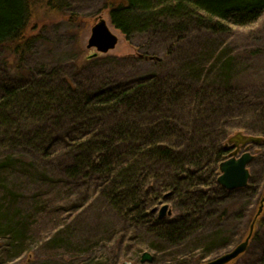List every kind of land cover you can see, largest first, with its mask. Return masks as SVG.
Segmentation results:
<instances>
[{
    "label": "trees",
    "instance_id": "16d2710c",
    "mask_svg": "<svg viewBox=\"0 0 264 264\" xmlns=\"http://www.w3.org/2000/svg\"><path fill=\"white\" fill-rule=\"evenodd\" d=\"M31 4L0 0V54L6 55L0 67L2 253H12L13 259L22 255L37 218L50 221L51 240L58 238L60 245L76 240L60 230L58 219L62 206L57 204L67 186L76 194L87 186L94 203L102 201L111 212L109 225L101 219L91 238L78 242L88 247L81 257L85 264H101L99 259L122 264L146 251L154 257L152 264H184L186 253L193 256L188 264H202L226 251L222 232L213 228L226 217V195L233 193L218 183L220 164L233 156L234 134H264V96L232 85V60L220 67V61L181 58V49L173 47L193 27L227 33L232 26L257 22L264 0H114L111 23L127 39L165 32L173 46L154 73L117 83L105 79L100 86L92 77L75 79L61 66L32 71L27 56L40 33L29 32ZM7 53L18 55V63ZM113 59V68L129 72L128 62L136 68L134 58ZM21 175L35 180L41 194L44 187L59 190L26 199L15 184ZM256 184L251 174L240 190L256 198L261 188ZM84 199L88 202L90 195ZM165 202L180 215L167 219L154 212ZM102 249L104 257L98 255ZM70 259L48 262L74 264Z\"/></svg>",
    "mask_w": 264,
    "mask_h": 264
},
{
    "label": "rangeland",
    "instance_id": "374dc122",
    "mask_svg": "<svg viewBox=\"0 0 264 264\" xmlns=\"http://www.w3.org/2000/svg\"><path fill=\"white\" fill-rule=\"evenodd\" d=\"M113 1L31 0L32 18L29 32L30 34H40L37 42L31 48V53L27 56V65L31 67L32 71L61 66L68 70V73L75 79L92 77L94 83L99 86L105 79L117 83L139 73H154L158 66L157 61L151 60L150 57L158 56L162 60L166 58L167 50L171 45L173 46L169 33H141L132 39H127L111 23L109 6ZM102 18L107 21L112 33L118 37V43L114 49L88 59L89 55L97 52L95 48H88V42L92 28ZM177 46L173 47V51L181 49V58L194 57L204 60L206 58L215 63L220 61V67L224 66L223 63L226 60H232V64L229 66L232 85L242 90L256 89V95L264 96V14L253 24L232 26L227 33H213L207 29L193 27L189 30L185 41L179 47ZM7 55L13 64L18 63V55L9 53ZM4 56L6 55L4 54ZM4 56L0 54V67L3 66ZM116 57L134 58L137 62H134L136 68L132 69L129 62L124 64V68L129 72L121 69L120 66L117 69L113 68L115 67L113 58ZM122 76L124 77L122 78ZM31 127L33 125H27V128ZM259 132L256 129V133ZM234 135L237 147L233 148L231 157H239L245 151H250L255 155V162L249 165V170L251 174H256V185L261 188L258 192L260 194H256V198L245 197V194L240 190L242 188L236 189L237 191L231 190L233 193L226 195L225 208H222L228 213L223 220L217 219L213 226L215 230L222 232L224 238L222 243L226 245H222L224 247L222 249H226V251H221L220 255L232 250L247 238L250 226L258 212L260 200L264 196V173L261 171V166L264 164V134L261 132L253 138L246 133ZM15 184L22 190H19L18 194L21 197L25 196L26 199L32 198L37 192L41 194L37 188V182L33 179L23 178L21 175L16 177ZM150 187L153 188V186ZM66 188L64 194L60 196L62 200H59L57 204L59 207L62 206L59 211L61 216H58V219L63 221L60 230L71 232L76 240L72 243L70 240H64V244L61 245L62 241L57 242L58 238L51 240L54 236H51L52 231L49 233L50 221L37 218V223L34 226L35 232L33 236L30 234L32 240L27 242L25 252L17 258H11L13 254L10 252L7 255L2 253L5 242L4 237H0V264H50L49 258L52 260L54 258L56 260L75 258L74 264H85V262H81V257L84 256L88 247L80 246L78 242L80 240L87 242L91 238V230H94V227L102 226L101 219L104 220L105 225H109L111 212L104 207L102 201L98 200L94 203V192L87 190V186H82L79 194H76L71 186ZM58 190V187H44L42 194L48 197L52 191ZM87 195H90L88 202L84 199ZM42 199L45 201L44 198ZM44 204L48 205L46 202ZM49 205L54 208L52 202ZM164 205L168 206L164 218L174 219L180 215L179 210H176L170 202L158 204L155 206L154 212L159 215ZM56 221L57 218H54L53 223ZM65 238L63 237V239ZM199 244L202 245V242L200 241ZM118 249L120 248L118 247ZM146 252L150 253V251ZM98 255L104 257L106 254L102 249L98 251ZM192 257L191 254L186 253L181 260L184 261V264H188ZM141 259L142 257L129 262L132 264H152L153 262L142 263ZM98 262L106 264L105 259H99ZM229 264H264V211L255 222L254 233L246 251Z\"/></svg>",
    "mask_w": 264,
    "mask_h": 264
},
{
    "label": "water",
    "instance_id": "95a60500",
    "mask_svg": "<svg viewBox=\"0 0 264 264\" xmlns=\"http://www.w3.org/2000/svg\"><path fill=\"white\" fill-rule=\"evenodd\" d=\"M118 43V37L112 33L107 21L102 18L93 28L92 33L88 42V48H95L96 53L89 55L88 59L97 57L100 53H106L111 49H114ZM151 60L161 61L162 58L153 56ZM255 155L246 151L239 157H231L224 160L220 164L221 174L218 177V183L227 190H236L239 188L246 187L249 183L251 176L249 165L254 160ZM168 211V206L164 205L160 210V216L165 217ZM264 211V197L261 200L260 207L256 214L255 219L261 215ZM254 220L250 226V230L247 238L235 246L232 250L227 251L220 256L204 262L203 264H229L233 260L237 259L242 253H244L249 245L250 239L254 232L255 222ZM153 261V255L149 252H145L142 255L141 262L151 263ZM123 264H132L131 262L125 261Z\"/></svg>",
    "mask_w": 264,
    "mask_h": 264
},
{
    "label": "bare ground",
    "instance_id": "6f19581e",
    "mask_svg": "<svg viewBox=\"0 0 264 264\" xmlns=\"http://www.w3.org/2000/svg\"><path fill=\"white\" fill-rule=\"evenodd\" d=\"M255 217H256V216H255ZM258 218H259V217H258ZM258 218H257V219H258ZM254 220H256V219H254ZM256 222H257V220H256ZM254 229H255V226H254ZM253 233H254V232H253Z\"/></svg>",
    "mask_w": 264,
    "mask_h": 264
}]
</instances>
